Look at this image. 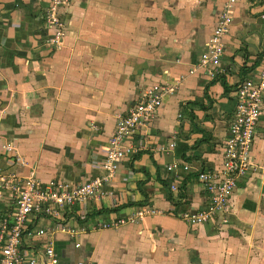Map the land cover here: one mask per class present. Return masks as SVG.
Wrapping results in <instances>:
<instances>
[{"label": "crops", "instance_id": "crops-1", "mask_svg": "<svg viewBox=\"0 0 264 264\" xmlns=\"http://www.w3.org/2000/svg\"><path fill=\"white\" fill-rule=\"evenodd\" d=\"M223 2L65 0L66 33L52 46L50 0H0V186L12 175L73 186L106 177L103 195L62 210L77 234L52 231L49 216L30 215L19 245L24 255L44 260V238L35 234L44 227L61 264H264V103L254 167L239 178L227 210L198 225L178 216L208 204L198 174L221 173L236 88L264 67V0L237 2L215 75L201 65ZM154 82L175 92L126 138L135 150L108 177L102 163L117 116ZM8 144L15 146L10 156ZM144 206L164 213L103 227ZM15 211L3 191L0 220L10 227Z\"/></svg>", "mask_w": 264, "mask_h": 264}, {"label": "built area", "instance_id": "built-area-1", "mask_svg": "<svg viewBox=\"0 0 264 264\" xmlns=\"http://www.w3.org/2000/svg\"><path fill=\"white\" fill-rule=\"evenodd\" d=\"M239 0H224L216 26L213 29L207 50L201 55V65L208 68L212 76L219 65L224 51L222 36L229 31L233 20L234 6ZM65 0H50L45 11V24L53 28L48 33L46 42L52 46L62 44L65 36V21L60 16V7ZM214 69V70H212ZM175 92V86L169 83L154 82L144 88L143 93L127 112L117 116L115 131L109 139V148L102 166L108 171V177L114 176L123 156L134 151L133 145H126V138L134 135L146 126L156 115L166 95ZM264 103V67L256 76L244 78L236 88V104L228 128V136L223 148L222 170L216 174L210 170L199 172L198 179L207 192L208 204L199 210H189L178 214L191 225L206 224L228 208L230 196L237 186L240 177L254 167L253 145L258 122L263 114ZM171 146L174 143H170ZM5 153L10 154L15 146H4ZM170 169L177 164L168 166ZM106 177L95 176L83 183L73 186L68 182L50 180L42 182L34 175L2 177L0 196L8 192L14 199L16 211L13 224L0 220V264H61L55 249L53 234L49 228L40 227L35 234L44 238L45 257L40 262L35 256H26L19 249L21 238L28 217L32 214H43L55 221L53 230L77 234L79 230L62 219V210L68 206L87 201L94 194L103 195L102 186ZM172 189H177L175 184ZM164 213V210L151 206L138 208L127 218H119L103 224V227H114L124 223H135L147 215ZM77 245H80L78 243ZM79 264H83L80 262Z\"/></svg>", "mask_w": 264, "mask_h": 264}, {"label": "trees", "instance_id": "trees-1", "mask_svg": "<svg viewBox=\"0 0 264 264\" xmlns=\"http://www.w3.org/2000/svg\"><path fill=\"white\" fill-rule=\"evenodd\" d=\"M225 86H226V84H225Z\"/></svg>", "mask_w": 264, "mask_h": 264}]
</instances>
